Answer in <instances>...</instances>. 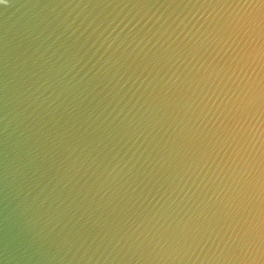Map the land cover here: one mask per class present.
<instances>
[{"label": "water", "instance_id": "95a60500", "mask_svg": "<svg viewBox=\"0 0 264 264\" xmlns=\"http://www.w3.org/2000/svg\"><path fill=\"white\" fill-rule=\"evenodd\" d=\"M259 2L0 0V264H250L217 245L264 209L233 104L232 18Z\"/></svg>", "mask_w": 264, "mask_h": 264}, {"label": "clouds", "instance_id": "9594fccd", "mask_svg": "<svg viewBox=\"0 0 264 264\" xmlns=\"http://www.w3.org/2000/svg\"><path fill=\"white\" fill-rule=\"evenodd\" d=\"M248 9L250 10L236 12L232 18L237 29L236 35L243 41L238 55L243 62L241 71L244 73L242 77L244 80V87L241 88L239 92L233 94L236 97V99L233 100V104L243 105L244 112L242 116L247 124L245 128L247 135L244 139L245 143L248 145V148L245 149L247 156L242 157L243 164H240L239 161L236 163L240 167L241 175L246 174L252 177V180L249 181L252 186V195L260 205H264V0H260L257 4L249 5ZM189 24H192V28H189L188 32L184 33V35L187 36L188 33H191L192 36L195 37V39L192 40L193 48H195L198 43H202L207 37L205 36V32L201 31V28H197L196 24H193L187 17L179 20V23H176V28H179L181 32H183L181 25L187 28ZM169 28H171V25H169ZM193 29H195V31H193ZM164 31L167 32L168 29L165 28ZM175 31V28L172 29V32ZM171 34L172 33L169 32V36H171ZM105 42L110 48L112 44L116 42V38L113 37L111 40H108V38L105 37V40L101 42V46H103ZM121 43H123V41H121ZM173 43H175V41H173ZM177 79H179V76H177ZM185 79H188V77L186 76ZM189 101H187L189 108L196 104V101L192 99V97H189ZM194 163L196 167H199L201 164L199 161H195ZM203 163L207 164V161H203ZM187 168L195 171L193 162H189ZM223 171L224 170L221 169L220 172H217L213 169L216 181L219 180L225 184V187L231 188L232 184L229 183V181H231L232 177L229 176V180L225 181L224 176L220 174ZM231 171L235 174L237 170L236 168H231ZM216 186L218 188L220 187L219 184H216ZM223 190L224 189H221V191ZM197 207H199V205H197ZM190 220L191 217H189L188 221H185L184 218L181 217L180 220L177 221V224L183 221L185 227H188ZM247 224V227L243 225L239 226V231L233 229L231 234L225 233L224 236L220 237V242L223 247H221L220 244L217 245L219 254L222 255L230 244L239 242L244 246L247 256L250 258V264H264V209L260 212L252 213ZM161 227H163L162 224ZM141 235L144 236V239H148V236L143 232L138 235L136 239L140 240ZM160 240H163L164 243L161 244ZM141 243H143V241H141ZM156 243L160 247H164V245L168 243V240L161 234L160 239L157 240ZM186 244L187 248L185 254L188 258L192 259L193 256H195L199 259L200 256L197 251L199 246H193L192 243H187V241ZM200 252H203V249H200Z\"/></svg>", "mask_w": 264, "mask_h": 264}]
</instances>
